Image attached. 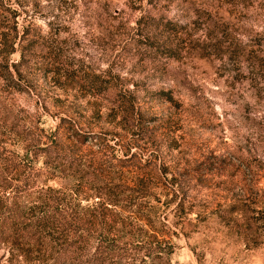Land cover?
<instances>
[{
    "label": "rangeland",
    "instance_id": "rangeland-1",
    "mask_svg": "<svg viewBox=\"0 0 264 264\" xmlns=\"http://www.w3.org/2000/svg\"><path fill=\"white\" fill-rule=\"evenodd\" d=\"M48 189L136 217L141 264H264V0H0V195Z\"/></svg>",
    "mask_w": 264,
    "mask_h": 264
},
{
    "label": "trees",
    "instance_id": "trees-1",
    "mask_svg": "<svg viewBox=\"0 0 264 264\" xmlns=\"http://www.w3.org/2000/svg\"><path fill=\"white\" fill-rule=\"evenodd\" d=\"M91 84L99 89L96 80ZM10 198L0 195V244L11 241L33 263L136 264L138 246L148 250L138 264L145 256L166 258V242L136 239V217H123L113 200L81 205L74 189H48L27 207Z\"/></svg>",
    "mask_w": 264,
    "mask_h": 264
}]
</instances>
